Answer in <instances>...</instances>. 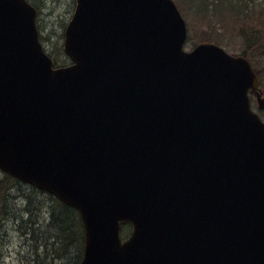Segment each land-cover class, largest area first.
Listing matches in <instances>:
<instances>
[{
    "label": "water",
    "instance_id": "1",
    "mask_svg": "<svg viewBox=\"0 0 264 264\" xmlns=\"http://www.w3.org/2000/svg\"><path fill=\"white\" fill-rule=\"evenodd\" d=\"M37 15L0 0V169L79 211V264H264L252 62L174 0H76L55 67Z\"/></svg>",
    "mask_w": 264,
    "mask_h": 264
},
{
    "label": "rangeland",
    "instance_id": "2",
    "mask_svg": "<svg viewBox=\"0 0 264 264\" xmlns=\"http://www.w3.org/2000/svg\"><path fill=\"white\" fill-rule=\"evenodd\" d=\"M39 9V28L41 38L46 50L54 57L57 64L63 65L70 62L63 49L64 31L71 19L75 8V0H30ZM213 8L216 9L206 13L198 11L196 0H176L180 9L184 11L185 18L189 26L188 42L186 49H191L203 41H212L222 45L227 51L233 54H243L242 48L246 47L245 38L240 34V28L244 25L243 20L239 21L233 15H236L239 5L235 0H212ZM200 2V1H199ZM236 5V6H235ZM182 6V7H181ZM243 9V8H242ZM240 12V11H239ZM254 12V22L260 33L264 32V0H252L249 2L248 11ZM253 13V14H254ZM259 16V17H258ZM241 18V17H240ZM214 26L216 27L214 29ZM216 30V31H215ZM212 31V32H210ZM207 32V33H206ZM210 33V34H208ZM211 35V37L209 36ZM210 37V38H209ZM257 69L261 71V79L264 85V53L255 59H251ZM253 108L260 113L264 119V110H260L258 102L253 99ZM4 174L0 171V177ZM17 196L14 197L12 203L15 207L21 208L25 204V195L46 196L45 192H33L32 186L22 184L17 187ZM16 192V191H14ZM24 195V197H22ZM23 199H16L18 197ZM47 201V198L44 197ZM13 206V205H12ZM20 223L11 222L7 217H0V264H24L28 262L31 253L30 244L25 240V236L19 231ZM131 231V227H125L123 233L127 234ZM2 240V241H1Z\"/></svg>",
    "mask_w": 264,
    "mask_h": 264
},
{
    "label": "trees",
    "instance_id": "3",
    "mask_svg": "<svg viewBox=\"0 0 264 264\" xmlns=\"http://www.w3.org/2000/svg\"><path fill=\"white\" fill-rule=\"evenodd\" d=\"M196 1L198 6L194 9V14L198 11L206 13L212 11L210 8H213L214 1ZM250 1L252 0H235L239 8L233 17L244 22L240 28V34L246 42V47L242 48V53L249 59H255L264 53V32L260 33L256 27L255 13H246ZM182 12L184 13L183 7ZM209 36L211 37V35ZM257 70L261 75L262 70ZM22 184L27 183L8 174L0 177V217H7L14 224L20 223L18 229L30 244L31 253L27 259L28 262L24 264H78L83 257L84 238V227L78 211L47 192H45L46 196L44 197L47 198L48 202L44 197L31 195L24 197L22 195L25 204L23 203L21 208L15 207L12 200L17 196V187ZM32 188L33 192H44L34 186ZM22 197L16 199H23Z\"/></svg>",
    "mask_w": 264,
    "mask_h": 264
},
{
    "label": "flooded vegetation",
    "instance_id": "4",
    "mask_svg": "<svg viewBox=\"0 0 264 264\" xmlns=\"http://www.w3.org/2000/svg\"><path fill=\"white\" fill-rule=\"evenodd\" d=\"M260 80H261V86H262V88L264 89V85H263V82H262L261 77H260ZM263 96H264V92H263ZM263 110H264V107H263Z\"/></svg>",
    "mask_w": 264,
    "mask_h": 264
}]
</instances>
